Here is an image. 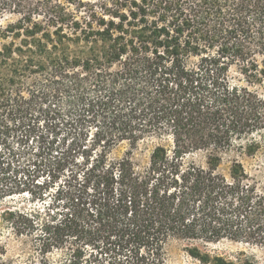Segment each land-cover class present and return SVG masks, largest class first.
<instances>
[{"label": "trees", "instance_id": "1", "mask_svg": "<svg viewBox=\"0 0 264 264\" xmlns=\"http://www.w3.org/2000/svg\"><path fill=\"white\" fill-rule=\"evenodd\" d=\"M0 15L15 18L0 25V203L50 197L44 217L0 216L35 239L18 264H167L173 241L264 250V169L243 162L264 157V0H0Z\"/></svg>", "mask_w": 264, "mask_h": 264}, {"label": "rangeland", "instance_id": "2", "mask_svg": "<svg viewBox=\"0 0 264 264\" xmlns=\"http://www.w3.org/2000/svg\"><path fill=\"white\" fill-rule=\"evenodd\" d=\"M14 17H2L0 15V25H6L13 21ZM235 76L234 81L238 77V72L233 71ZM158 140L148 139L140 144L138 149L134 151L133 159L139 168H143L148 165L150 159V152L158 144ZM128 144H124L117 154H122L128 150ZM236 154L231 152L225 155V159L234 158ZM190 160H196L199 163H205V154L202 151L190 153L187 156ZM243 162L246 164L250 171H256L261 167L264 169V157L258 155L252 159L243 158ZM50 197H46L45 200L37 199L29 194H25L21 197H15L14 199H8L0 203V216L6 208L21 209L27 212H33L34 214H40L45 216V204L49 201ZM197 246L203 252H208L212 256L220 255L231 260H236L243 252L257 255L260 261L264 262V250L257 247L249 246L245 243L222 240L219 242H201V241H173L167 247V264H202L199 260L192 257L188 251L189 248ZM61 252L55 251L50 255L52 259H56L60 256ZM0 257L6 260L14 261V264L20 262H27L29 258H37L38 251L36 250V243L33 236L19 235L17 234L10 224L1 223L0 226Z\"/></svg>", "mask_w": 264, "mask_h": 264}]
</instances>
